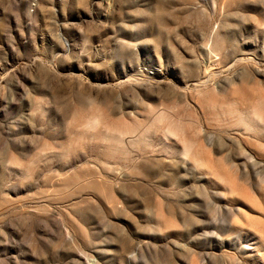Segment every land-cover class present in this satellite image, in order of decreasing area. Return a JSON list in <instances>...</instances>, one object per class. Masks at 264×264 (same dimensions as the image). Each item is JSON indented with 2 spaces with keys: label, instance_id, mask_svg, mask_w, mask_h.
Wrapping results in <instances>:
<instances>
[{
  "label": "rangeland",
  "instance_id": "obj_1",
  "mask_svg": "<svg viewBox=\"0 0 264 264\" xmlns=\"http://www.w3.org/2000/svg\"><path fill=\"white\" fill-rule=\"evenodd\" d=\"M0 264H264V0H0Z\"/></svg>",
  "mask_w": 264,
  "mask_h": 264
},
{
  "label": "bare ground",
  "instance_id": "obj_2",
  "mask_svg": "<svg viewBox=\"0 0 264 264\" xmlns=\"http://www.w3.org/2000/svg\"><path fill=\"white\" fill-rule=\"evenodd\" d=\"M196 161H197V159L196 158H194Z\"/></svg>",
  "mask_w": 264,
  "mask_h": 264
}]
</instances>
